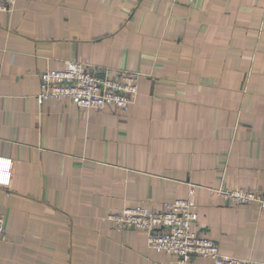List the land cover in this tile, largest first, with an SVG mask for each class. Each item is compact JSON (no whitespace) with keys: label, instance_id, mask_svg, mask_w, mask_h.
Returning a JSON list of instances; mask_svg holds the SVG:
<instances>
[{"label":"crops","instance_id":"1","mask_svg":"<svg viewBox=\"0 0 264 264\" xmlns=\"http://www.w3.org/2000/svg\"><path fill=\"white\" fill-rule=\"evenodd\" d=\"M66 61L141 73L130 110L39 104ZM1 161L0 264H178L107 216L186 198L223 254L264 262V207L216 192L264 196V0H18L0 12Z\"/></svg>","mask_w":264,"mask_h":264},{"label":"built area","instance_id":"2","mask_svg":"<svg viewBox=\"0 0 264 264\" xmlns=\"http://www.w3.org/2000/svg\"><path fill=\"white\" fill-rule=\"evenodd\" d=\"M17 1L0 0V12L13 11ZM141 76L136 71L66 61L62 69L46 70L40 74L41 91L37 99L39 104L46 100H66L88 110L112 108L118 113H126L139 93ZM3 163L1 161V167ZM1 167L0 182H8L10 173L7 171L6 175ZM216 192L231 204L256 203L264 207L262 192L223 187ZM198 218L197 205L187 198L167 202L160 210L137 204L107 216V220L118 230L145 233L150 248L174 255L178 264H189L196 257L210 259L213 264H264L263 261L223 254L215 240L194 230ZM5 237V216L0 213V241Z\"/></svg>","mask_w":264,"mask_h":264}]
</instances>
